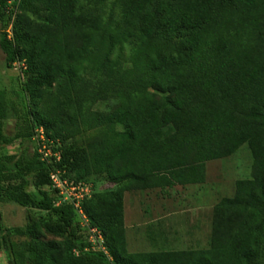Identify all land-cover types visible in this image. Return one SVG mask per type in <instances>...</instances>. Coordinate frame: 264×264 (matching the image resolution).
Instances as JSON below:
<instances>
[{
    "label": "trees",
    "instance_id": "obj_1",
    "mask_svg": "<svg viewBox=\"0 0 264 264\" xmlns=\"http://www.w3.org/2000/svg\"><path fill=\"white\" fill-rule=\"evenodd\" d=\"M7 4L0 0V17ZM237 5L264 10V0L15 5L12 38L0 47L8 68L25 63V89L39 106L23 137L32 143L43 128L60 145L53 150L61 160L42 161L35 147L1 151L9 106L0 96V202L49 216L29 220L24 252L7 243V264H264V50L248 43L240 24L222 23ZM101 104L105 112L96 110ZM86 132L92 139L77 145ZM243 146L252 154V178L238 181L235 196L216 207L208 250L128 253L126 191L202 184L207 163ZM54 170L113 185L82 205L110 257L87 251L74 207L56 205Z\"/></svg>",
    "mask_w": 264,
    "mask_h": 264
},
{
    "label": "rangeland",
    "instance_id": "obj_2",
    "mask_svg": "<svg viewBox=\"0 0 264 264\" xmlns=\"http://www.w3.org/2000/svg\"><path fill=\"white\" fill-rule=\"evenodd\" d=\"M5 11V16L0 17V41L8 37L11 22L17 14L16 7L8 10L7 5ZM222 20L223 24L243 26L248 43L264 50V39L259 38L264 33V10H249L237 5L227 9ZM24 71L18 65L8 68L0 47V96L9 106L3 129L8 143L1 147V151L8 155L18 154L21 150L34 151L33 143L23 136L31 123V111L39 106L35 107L30 101ZM97 109L105 112L107 107L101 104ZM92 137V132H86L76 143L87 146ZM55 146L53 144V148ZM252 170L251 151L243 146L227 159L207 163L206 180L202 184L176 186L166 192L161 189L126 191L123 195V230L128 253L208 250L216 207L222 200L235 196L237 182L251 179ZM81 176L83 172H76L71 178L75 180ZM90 179L96 193L113 188L104 177ZM31 218L49 219V216L13 202H0V264H7L8 242L13 243L18 251H25L29 242L25 232ZM80 224L79 219L76 228L83 231L81 234L86 242L89 235Z\"/></svg>",
    "mask_w": 264,
    "mask_h": 264
},
{
    "label": "built area",
    "instance_id": "obj_3",
    "mask_svg": "<svg viewBox=\"0 0 264 264\" xmlns=\"http://www.w3.org/2000/svg\"><path fill=\"white\" fill-rule=\"evenodd\" d=\"M19 1L20 0H8V10H10V7H15ZM8 38H12V24L8 31ZM14 65H18L24 70L27 69L25 63H16ZM32 142L34 147L37 149L38 154L41 156L42 161L49 164L53 163V160L55 162H60L61 152H54L53 150L56 147H60V145L58 144L53 148L54 143L46 138L45 130L43 128L36 130L35 135L32 138ZM50 181L52 190L57 194L56 205H72L80 219L82 229L89 235L88 240L86 241V250L102 252L106 256L110 257L105 246V239L102 232L97 228L91 227L89 219L82 207L83 202L93 196L94 186L89 182L73 180L71 177L66 175V172L61 170L52 171L50 174Z\"/></svg>",
    "mask_w": 264,
    "mask_h": 264
},
{
    "label": "flooded vegetation",
    "instance_id": "obj_4",
    "mask_svg": "<svg viewBox=\"0 0 264 264\" xmlns=\"http://www.w3.org/2000/svg\"><path fill=\"white\" fill-rule=\"evenodd\" d=\"M33 143V142H32ZM34 145V144H33Z\"/></svg>",
    "mask_w": 264,
    "mask_h": 264
}]
</instances>
